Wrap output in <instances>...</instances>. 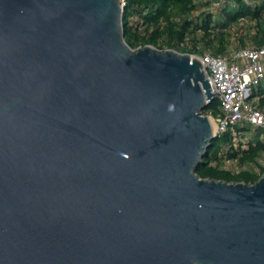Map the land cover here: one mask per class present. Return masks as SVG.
<instances>
[{
	"label": "water",
	"instance_id": "1",
	"mask_svg": "<svg viewBox=\"0 0 264 264\" xmlns=\"http://www.w3.org/2000/svg\"><path fill=\"white\" fill-rule=\"evenodd\" d=\"M122 12L0 0V264H264V173H196L202 63L129 47Z\"/></svg>",
	"mask_w": 264,
	"mask_h": 264
},
{
	"label": "trees",
	"instance_id": "2",
	"mask_svg": "<svg viewBox=\"0 0 264 264\" xmlns=\"http://www.w3.org/2000/svg\"><path fill=\"white\" fill-rule=\"evenodd\" d=\"M122 23L124 41L134 49L152 45L198 56H228L264 44V0H124ZM233 39L236 45L229 50ZM247 99L264 113V78L251 86ZM210 108L214 117L220 114L217 97L205 110ZM260 158L264 128L241 120L217 133L196 173L253 183L264 173Z\"/></svg>",
	"mask_w": 264,
	"mask_h": 264
},
{
	"label": "built area",
	"instance_id": "3",
	"mask_svg": "<svg viewBox=\"0 0 264 264\" xmlns=\"http://www.w3.org/2000/svg\"><path fill=\"white\" fill-rule=\"evenodd\" d=\"M190 55L200 60L211 91L220 100L216 133L241 120L264 128V113L247 99L251 86L264 78V44L234 50L228 56Z\"/></svg>",
	"mask_w": 264,
	"mask_h": 264
},
{
	"label": "rangeland",
	"instance_id": "4",
	"mask_svg": "<svg viewBox=\"0 0 264 264\" xmlns=\"http://www.w3.org/2000/svg\"><path fill=\"white\" fill-rule=\"evenodd\" d=\"M214 11H215V9H214ZM232 41L233 42H231V45H230L229 50H233L234 49V46L236 45L235 40L233 39ZM203 111H204L203 114L208 115L210 117V120H213V122L215 124V130H214V132H216V120H215V117L211 113V108L209 110H203ZM260 161L262 163H264V158H260ZM226 165L227 166H230L232 168H235V165H232L231 163H227Z\"/></svg>",
	"mask_w": 264,
	"mask_h": 264
},
{
	"label": "bare ground",
	"instance_id": "5",
	"mask_svg": "<svg viewBox=\"0 0 264 264\" xmlns=\"http://www.w3.org/2000/svg\"><path fill=\"white\" fill-rule=\"evenodd\" d=\"M210 122H211L212 130L214 131L215 130V124H214L213 120H210Z\"/></svg>",
	"mask_w": 264,
	"mask_h": 264
}]
</instances>
